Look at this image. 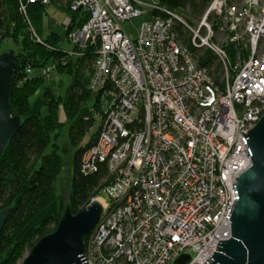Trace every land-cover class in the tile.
Returning a JSON list of instances; mask_svg holds the SVG:
<instances>
[{
  "label": "built area",
  "instance_id": "built-area-1",
  "mask_svg": "<svg viewBox=\"0 0 264 264\" xmlns=\"http://www.w3.org/2000/svg\"><path fill=\"white\" fill-rule=\"evenodd\" d=\"M73 5L91 17L71 42L84 50L98 41L91 82L107 96L102 130L80 166L87 177L104 165L111 178L104 189L111 201L101 198L104 213L88 237L86 260L175 264L188 255V264H205L231 237L233 184L252 165L243 132L264 116V0H214L199 26L150 0ZM147 11L152 19L133 41L121 24ZM214 16L229 21L223 43L240 45L234 75L223 45L214 42ZM181 24L192 45L224 65L220 84L181 41Z\"/></svg>",
  "mask_w": 264,
  "mask_h": 264
},
{
  "label": "trees",
  "instance_id": "trees-1",
  "mask_svg": "<svg viewBox=\"0 0 264 264\" xmlns=\"http://www.w3.org/2000/svg\"><path fill=\"white\" fill-rule=\"evenodd\" d=\"M77 1L50 0L44 4L0 0V47L6 41L12 42L21 63L13 77L10 108L13 116L22 119L21 127L8 141L0 160V212H10L0 232V264H20L40 239L56 231L68 207L74 215L78 214L100 198L103 188L111 181L104 165L91 176L84 177L80 172L83 155L96 144L102 130L107 96L101 89L92 88L91 82L100 44L91 42L80 50L70 39V34L81 30L91 17L83 7L73 9ZM159 1L160 6L182 14L189 25L197 26L196 21L203 18L214 0ZM51 5L69 19L66 26L59 24V29L53 31L47 30L51 23L48 14ZM23 7L26 13L22 12ZM209 21L214 24V32L219 33L221 20L214 16ZM177 31L183 44L220 84L225 78V67L218 56L207 48L192 45L191 35L182 24L177 26ZM65 43L72 45L70 50L62 48ZM223 47L231 65L230 73L234 75L240 45L227 42ZM52 70L59 75H73L64 99L48 89L46 83ZM60 105L64 106L67 118L63 123L58 117ZM97 115L101 118L99 128L81 147L94 128ZM65 126L70 128L72 145L78 147L68 204L59 192L58 178L63 162L56 150ZM85 239L87 245L88 237Z\"/></svg>",
  "mask_w": 264,
  "mask_h": 264
},
{
  "label": "water",
  "instance_id": "water-1",
  "mask_svg": "<svg viewBox=\"0 0 264 264\" xmlns=\"http://www.w3.org/2000/svg\"><path fill=\"white\" fill-rule=\"evenodd\" d=\"M20 65L16 52L0 55V160L8 141L22 125V119L13 116L10 108L13 77ZM243 135L252 165L233 184L236 202L230 219L231 237L218 243L205 264H264V116ZM100 199L76 215L68 207L56 231L40 239L20 264H89L85 238L95 230L104 213ZM9 213L0 212V232ZM190 261L191 256L182 255L175 264Z\"/></svg>",
  "mask_w": 264,
  "mask_h": 264
},
{
  "label": "rangeland",
  "instance_id": "rangeland-1",
  "mask_svg": "<svg viewBox=\"0 0 264 264\" xmlns=\"http://www.w3.org/2000/svg\"><path fill=\"white\" fill-rule=\"evenodd\" d=\"M150 1L151 2L154 1L156 4H158L160 2L159 0H150ZM230 1H233L234 4H237V3L240 4V0H228L229 3H231ZM152 13L153 12H151V11H147V13L145 15H143L141 17H136L135 19L127 21V22H125V24H121L125 34H127V36H129L133 41H136L137 38L140 36L139 34L141 33L143 26L145 24H148V22L151 21ZM48 14H49V17H53V18H51V23L49 22V26L47 27L48 28L47 30L53 31V30L59 29V27H60L59 24L64 25L65 21L68 19V16H66V14L64 12L59 10L54 5H51L50 7H48ZM177 14L182 19H184L186 21V18L182 14L181 15L179 13H177ZM49 17L47 16V19H49ZM201 20L196 21L198 26L202 22ZM68 22H69V20L66 21V24L64 26H66L68 24ZM220 23H221L222 27L224 28V31H226V32L221 30V31H219V33H215L214 34V42L219 43L220 45L221 44L224 45L225 43H223V42L226 39L225 36L228 35L227 29H228L229 21L224 20V21H221ZM210 25H212V24L210 23ZM212 31H213V29H212ZM241 35H242V33H241ZM241 41L245 42L243 44L244 50H245V45L248 42H247L246 38H243ZM71 46H72L71 44L69 45V44L65 43V44H63L62 48L64 50H70ZM10 51L17 53V48L13 47L12 42L6 41L0 47V55L9 54ZM244 53L246 54V56L244 57L243 62L247 61L251 55L249 50H248V53L246 51H244ZM241 59H242V56H241ZM51 65H50V67H52ZM72 81H73V75L64 74V73L59 75L54 70H52L50 77L48 78L46 84L48 85V89H50V88L53 89V91H56L57 95H59L61 98L64 99L67 95L69 88L72 85ZM60 106L61 107H60V110L58 113V117L60 118V121L63 123V122L67 121V118L65 117L64 106L63 105H60ZM96 118H97V121H96V124L93 126L94 128L86 135V141L84 144L81 145V147L84 146L86 144V142H88L91 139V136L97 132V130L99 128V124L101 122V118L98 115L96 116ZM69 129L70 128H68V126L64 127L63 132L59 136V141L57 142V146H56V150L59 152V155L61 156V161L63 162V169H62L61 174L58 178L59 192L61 195L64 196L67 204L69 203V200H70V188L72 185L71 182H72V180L74 178V174H75V172H74V162H75L74 157H75L76 152L78 151V147H76V146L74 147L71 143V139H69ZM103 190H104V188H103ZM101 193H102V195L100 198H103L106 202L109 203L111 201L110 195L108 193H105L104 191H102ZM100 198H98V199H100ZM27 252H28V254L30 253L29 251H27Z\"/></svg>",
  "mask_w": 264,
  "mask_h": 264
},
{
  "label": "bare ground",
  "instance_id": "bare-ground-1",
  "mask_svg": "<svg viewBox=\"0 0 264 264\" xmlns=\"http://www.w3.org/2000/svg\"><path fill=\"white\" fill-rule=\"evenodd\" d=\"M100 202H101L102 204H104V201H103L102 199H100Z\"/></svg>",
  "mask_w": 264,
  "mask_h": 264
},
{
  "label": "crops",
  "instance_id": "crops-1",
  "mask_svg": "<svg viewBox=\"0 0 264 264\" xmlns=\"http://www.w3.org/2000/svg\"><path fill=\"white\" fill-rule=\"evenodd\" d=\"M51 18H53V17H51ZM67 20H69V19H67ZM67 20H66V21H67ZM66 21H65V24H66ZM68 23H69V22H68ZM65 24H64V25H65ZM57 25H58V24H57ZM64 25H63V26H64Z\"/></svg>",
  "mask_w": 264,
  "mask_h": 264
}]
</instances>
